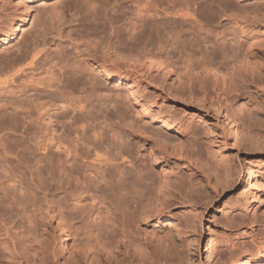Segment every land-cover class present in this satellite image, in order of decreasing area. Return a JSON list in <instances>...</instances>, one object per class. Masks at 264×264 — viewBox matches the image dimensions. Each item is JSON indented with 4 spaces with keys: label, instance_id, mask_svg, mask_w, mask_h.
Returning a JSON list of instances; mask_svg holds the SVG:
<instances>
[{
    "label": "rangeland",
    "instance_id": "rangeland-1",
    "mask_svg": "<svg viewBox=\"0 0 264 264\" xmlns=\"http://www.w3.org/2000/svg\"><path fill=\"white\" fill-rule=\"evenodd\" d=\"M19 1L0 0V21L6 15L13 17ZM146 1L142 5L140 0H39L30 5L24 33L0 45V68L17 60L27 67L22 74H4L13 79L0 90V240L11 235L9 227L21 225L23 230L47 222L57 252L42 255L35 264H90L85 259L90 255V181L101 180L103 171L115 173L118 165L134 173L136 164L148 183L153 178L178 185L180 199L159 216H154L153 206L152 217L139 221L142 259L116 251L114 264H235L245 258L264 264L254 261L264 253L260 201L264 197L250 186L256 182L264 187V74L244 92L252 111L248 115L237 101L233 110L239 113H227L225 95L214 88L212 79L204 88L203 75L192 77V91L186 76L193 74L166 77L149 72L141 57L155 50L164 54L157 47L160 39L178 38L182 43L173 45L179 49L186 40L188 48L202 45L198 35L175 23L180 22V13L172 8L184 0ZM204 1L187 3L198 7ZM135 3L144 6L142 11ZM152 6L158 11L155 26L149 24L153 28L142 38L144 27L149 28L147 18L154 14ZM53 8L58 10L56 17ZM134 24L135 35L129 29ZM91 44L99 49L88 56L83 51ZM36 56L35 66H27ZM49 69L52 80L46 74ZM103 71L115 78L106 79ZM32 78L40 84H30ZM64 78V83L69 79L66 90L74 91L76 105L66 110L47 105L37 113L36 106L49 101ZM142 106L147 111L141 112ZM113 128L126 133L123 141L111 137ZM63 148L69 151L67 158ZM118 151L126 156L131 152L137 160L133 164L131 158L120 160L101 170L95 153L113 157ZM8 178L15 180L16 188H6ZM124 181L137 178L129 174ZM79 197L86 212L75 206ZM107 198L113 199L111 194ZM47 211L53 219L46 217ZM60 214L65 216L70 240L65 249L56 237ZM4 217L15 222L2 225ZM165 223L172 224L165 227ZM113 231L112 227L104 235L110 237ZM104 256L100 251V259ZM3 258L0 251V264H7ZM13 261L31 264L21 257Z\"/></svg>",
    "mask_w": 264,
    "mask_h": 264
},
{
    "label": "bare ground",
    "instance_id": "bare-ground-1",
    "mask_svg": "<svg viewBox=\"0 0 264 264\" xmlns=\"http://www.w3.org/2000/svg\"><path fill=\"white\" fill-rule=\"evenodd\" d=\"M37 1L39 0L19 1L17 3L19 9H16L13 17L10 19L8 17L9 15H6L5 19L0 21L1 46L10 44L24 33L23 29L25 22L29 20L31 15L32 6L30 5ZM43 1L45 0H42V2ZM140 1L142 2V0ZM144 4L146 6L148 3L144 2ZM182 4L183 5L181 6L176 5L172 8L175 14L178 15V13H180V18L178 20L180 22L175 21V23L182 31L184 30L183 28H187L190 30V34L198 35L201 38V49H197V46H191L188 48L187 45L189 40H186L185 44L182 45V48L179 49L174 48L175 46L173 45H179L182 43L178 38H176V40L173 39V41L171 39H160L157 47L158 49H164L165 53H159V50L156 51L155 49L156 52L145 53L144 50V52H142L145 54H143L141 58L145 60L142 62L146 63L142 64L149 72L153 71L156 72V74H163V76L166 77L170 74H193L192 76H186L187 79L189 77L188 86L190 90L194 88L192 87L193 82L195 81H193L192 78L194 75H203L201 78H204V82H201V84H203L202 86H204V88L208 85L206 83L207 80L212 79L214 88H218L217 90L225 95V111H227V113L230 114L234 109L233 103L237 101L245 113L250 115L252 111L249 109V105L245 102L246 100L243 99V96L244 92H246L245 90L249 87L248 85L261 79L264 74V0H206L200 4L198 3V7H192L193 5H189L187 0H184ZM136 6L139 12L140 10L142 11V8L144 7H142L140 3L139 5L137 3ZM157 6L151 7L150 11L154 14L147 18L149 23L146 25L149 26V24H154V19L158 15ZM52 11L55 17L59 14L56 8H53ZM9 19L10 24L5 26V24L9 22ZM136 26L137 24L131 25V28H129L131 30L130 33L133 32L134 34V31H137ZM151 27L153 28L152 25ZM151 27H144L141 34L142 38L144 36L143 33L146 32L148 34L147 31H149ZM181 30L178 31V33H181ZM147 34L145 36H147ZM148 37L150 36L148 35ZM145 39L146 38L143 39V44L146 43H144ZM150 42L152 41L150 40ZM153 43L156 44V42H152L151 45H153ZM85 49L87 50L83 52H86V55L90 56L91 53H95L99 48L96 47V44L94 47L91 44V46L88 45ZM168 49L172 50L167 52ZM108 55L110 54L108 53ZM120 56L121 55H119V57ZM127 56L129 58V54ZM36 58L37 56L33 57L32 62L27 66L31 68L34 67L36 64ZM19 61H14L12 64H5L0 68L2 73L0 74V90L5 89L13 79L10 75L8 77L6 75L3 76L4 74L16 75L22 74L26 71L27 67L25 65L20 66L21 63L20 65L17 63ZM130 61L131 59L129 62ZM133 62L135 66L141 64L136 63V61ZM140 66L141 65H139V67ZM85 70L87 69L85 68ZM46 74H50L49 79L52 80L51 77L53 76H51L52 71L50 69ZM71 74H75V72ZM103 74L106 79L115 78L114 76H111L109 72L103 71ZM65 78L61 81L62 85L58 86L53 92L55 94L50 92L52 98H50L49 101H45L44 104L40 103L39 106H36L37 108L35 111L37 113H41L43 109L48 107L47 105H60L65 110L76 105V102L78 101H76L77 98H75V93L73 94L74 91L66 90L70 84L68 83V79L66 83L69 85L66 86L67 84L64 83L66 81ZM196 78L197 77H194V79ZM117 79L121 80L122 78L118 77ZM28 82L32 85L40 84L35 78H32ZM132 86L133 85H130V87ZM51 100L53 102L55 100V103H52ZM147 109L148 108L145 106H142L141 112H145ZM237 110H233L232 112L234 113L235 111L236 113H239ZM110 133L111 137L114 139H119L120 141L125 139L124 136L126 133L119 134L114 128ZM177 145H179V142ZM40 148H43V144ZM59 149L61 148L59 147L58 150ZM63 150L64 156L67 158L69 156V151L66 148H63ZM180 150L186 151L184 147H180ZM164 153L166 154V152ZM126 154L127 156L124 155L123 152L118 151L113 157L107 155L101 156L96 153L95 156L97 158L96 161L99 163V167L102 170V166L112 167L120 160L124 161L125 159L129 160L131 158L132 160L129 161L130 163L137 160L133 157L131 152ZM151 154L155 160H158V157L154 153ZM133 168L134 173L130 172L126 167L118 165L115 173L103 171L100 172L101 180L94 184L90 181V211L87 212V215L90 213V255H85V259L90 262V264H114V262H116V259H114L116 251L129 257L132 255L131 258L138 255L139 259H142L144 252L137 239L139 221H145L152 217L151 211L153 206H156L157 208L154 216H159V214H162L173 207L176 204V200L180 199L179 195L181 191L178 185L172 186L165 180H159L160 182L158 181L157 183L156 179L154 180L153 178H151V182L148 183L146 180H143L141 166L135 164ZM129 174L130 177L137 178V181H124V183H121ZM251 180L252 177L250 175L249 181ZM15 183L14 179L8 178L5 181L6 188H16ZM255 183L254 185H250L251 188L256 194L264 197V187L262 188L259 186L260 184ZM150 187L152 190H147ZM108 194H111L113 199L107 198ZM82 201H84V199L79 197V201L75 206L86 212L87 206L79 205ZM260 201L261 203L264 202L263 199ZM96 202L98 203L97 206L94 205ZM45 215L47 218H54L51 212L47 211ZM64 218L65 216L60 214L56 236L58 241H61L62 243L60 247L62 249H65L70 245L69 234L64 224ZM13 222H7L6 217H4L2 225L9 226V224ZM28 224H31V221H28ZM171 224L172 223H165L164 226L167 227ZM20 226L21 225L18 226V229L15 227H9L8 231H10L11 235H7L6 238L0 240V251L4 257V262L6 261L7 264H14L11 262H14L13 260L15 258L21 257L26 262L35 264L40 257L46 253L56 255L57 246L56 244L53 245L48 237L47 232L51 227L47 222L43 225L37 226V228L29 226L22 230ZM112 227L114 230L113 235L110 237L105 236L107 235L106 232L110 231ZM96 246H98V248ZM100 251L105 252V256L102 259L99 257ZM260 260L264 261V253L261 257L254 259V261ZM235 264H252V261L245 258Z\"/></svg>",
    "mask_w": 264,
    "mask_h": 264
}]
</instances>
